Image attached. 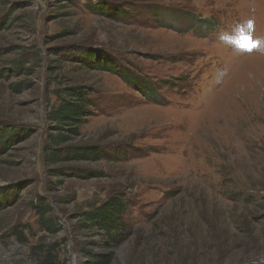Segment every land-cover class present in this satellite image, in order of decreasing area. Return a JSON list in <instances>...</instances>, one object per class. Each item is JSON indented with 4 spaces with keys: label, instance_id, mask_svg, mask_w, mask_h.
Returning a JSON list of instances; mask_svg holds the SVG:
<instances>
[{
    "label": "rangeland",
    "instance_id": "obj_1",
    "mask_svg": "<svg viewBox=\"0 0 264 264\" xmlns=\"http://www.w3.org/2000/svg\"><path fill=\"white\" fill-rule=\"evenodd\" d=\"M100 2L0 0V264H36L42 244L64 264H92L85 252H110L111 264H264V0ZM84 50L115 51L159 101L122 69L81 66ZM61 81L90 90L70 144L106 157L55 178L43 146ZM117 192L125 235L109 246L74 214ZM35 196L55 234L40 228Z\"/></svg>",
    "mask_w": 264,
    "mask_h": 264
},
{
    "label": "trees",
    "instance_id": "obj_2",
    "mask_svg": "<svg viewBox=\"0 0 264 264\" xmlns=\"http://www.w3.org/2000/svg\"><path fill=\"white\" fill-rule=\"evenodd\" d=\"M100 4V0H93L91 9L97 12L96 9L101 6ZM159 22L162 23L163 21L159 20ZM115 53L113 50H109L108 53L84 50L83 53L76 54L74 58L76 62L84 67L88 66L93 69H100L103 64H108L113 67L112 69L109 68L113 72H115V69H122L118 73H121L126 82L137 89H141L142 96L148 101L158 102L159 100L156 98L159 96L157 92L158 88L146 80L143 81V86L137 82L134 83V77L136 78L137 76H131L130 71L128 70V72L126 70L127 68L119 63L116 64ZM58 85L60 88L55 91L58 104L47 112V116L45 115L46 123L50 125L49 129L51 132L45 138L44 143L46 144L43 146V162L48 167V173L55 178L72 173L68 171L70 168L62 165L83 161L95 162L105 156L103 148L99 145L70 144L73 139L80 136V124L84 120V117L90 114L91 104L88 99L90 94L89 88L76 82L63 86L64 82L61 81ZM14 89L19 91L24 88H20V85L16 83ZM2 135H0V140L4 137ZM110 156L108 154L107 157ZM127 203L124 194L117 192L107 197L91 210L74 214V217L79 219V227L81 230L92 232L93 235H102L103 239L101 241L105 245L115 246L124 239L125 224L121 222L120 217ZM30 205L31 209L38 216L40 228L49 234H55L59 230V227L50 216L52 208L45 199L41 196H35ZM12 234L15 235L18 241L25 242V236L20 230L13 229ZM56 248L57 246L55 244L36 246L33 251L36 264H64L58 257ZM85 255L89 257V261L92 264H111L112 253L110 252L104 254L85 252Z\"/></svg>",
    "mask_w": 264,
    "mask_h": 264
},
{
    "label": "bare ground",
    "instance_id": "obj_3",
    "mask_svg": "<svg viewBox=\"0 0 264 264\" xmlns=\"http://www.w3.org/2000/svg\"><path fill=\"white\" fill-rule=\"evenodd\" d=\"M259 58L261 59V57H259ZM263 59H264V58H263ZM262 61H263V60H260L259 63L261 64ZM260 64H259V65H260ZM262 65H263V64H262ZM241 68H242V67H241ZM242 69H243V68H242ZM258 69H259V68H258ZM254 70H255V69H254ZM260 70H261V68H260ZM239 71H241V70H239ZM262 71H264V70H262ZM259 74H260V72H259ZM259 74H258V76H259ZM263 74H264V73H263ZM258 76H257V77H258ZM254 77H255V76H254ZM261 80L263 81L264 79H261ZM263 82H264V81H263ZM261 84H263V83H261Z\"/></svg>",
    "mask_w": 264,
    "mask_h": 264
},
{
    "label": "water",
    "instance_id": "obj_4",
    "mask_svg": "<svg viewBox=\"0 0 264 264\" xmlns=\"http://www.w3.org/2000/svg\"><path fill=\"white\" fill-rule=\"evenodd\" d=\"M256 264H259V263H256Z\"/></svg>",
    "mask_w": 264,
    "mask_h": 264
}]
</instances>
